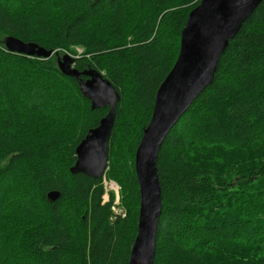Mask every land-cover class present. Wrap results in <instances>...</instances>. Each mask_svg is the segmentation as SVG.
I'll return each mask as SVG.
<instances>
[{
  "label": "trees",
  "instance_id": "1",
  "mask_svg": "<svg viewBox=\"0 0 264 264\" xmlns=\"http://www.w3.org/2000/svg\"><path fill=\"white\" fill-rule=\"evenodd\" d=\"M199 1L0 0V264H128L140 203L135 150ZM10 39L52 56L18 54ZM65 54L120 97L100 179L70 173L77 145L108 109L91 110L61 74ZM156 166L153 264H264V0ZM104 179L118 184L123 217L111 211L113 194L103 203ZM50 192L59 198L49 202Z\"/></svg>",
  "mask_w": 264,
  "mask_h": 264
},
{
  "label": "water",
  "instance_id": "2",
  "mask_svg": "<svg viewBox=\"0 0 264 264\" xmlns=\"http://www.w3.org/2000/svg\"><path fill=\"white\" fill-rule=\"evenodd\" d=\"M261 1L200 0L190 11L180 34L176 61L156 92L150 121L135 150L134 171L140 203L137 232L128 264L154 263L157 227L162 212L156 163L166 137L194 100L211 84L228 42ZM6 46L28 57L46 59L52 56V52L34 43L10 39ZM74 61L75 58L68 54L59 57L57 66L61 74L76 80L80 93L90 102L91 110L107 108L108 111L98 126L90 129L77 145L76 162L70 173L100 179L108 166V141L120 97L100 72L95 69L78 72L73 68ZM58 198L57 192L47 194L49 202Z\"/></svg>",
  "mask_w": 264,
  "mask_h": 264
},
{
  "label": "rangeland",
  "instance_id": "3",
  "mask_svg": "<svg viewBox=\"0 0 264 264\" xmlns=\"http://www.w3.org/2000/svg\"><path fill=\"white\" fill-rule=\"evenodd\" d=\"M77 51H78L79 54L82 52L81 49H78ZM62 56H60V57H62ZM103 186H104V195L107 198L106 200L109 199V195L110 194H113L114 199H115L113 204L115 203V205H116L114 210L118 214H125L124 209L120 206V195H119V186H118V184H116L113 181H105V180H103ZM115 190L117 191V193L115 192ZM105 202H107V201H105ZM118 216H121V215H118ZM239 242H241V239L239 240Z\"/></svg>",
  "mask_w": 264,
  "mask_h": 264
},
{
  "label": "built area",
  "instance_id": "4",
  "mask_svg": "<svg viewBox=\"0 0 264 264\" xmlns=\"http://www.w3.org/2000/svg\"><path fill=\"white\" fill-rule=\"evenodd\" d=\"M103 178V177H102ZM105 180V179H104ZM106 181V180H105ZM115 192L117 193V191L115 190ZM106 194V193H105ZM103 203H105V201H107L108 202V200H106L107 198H106V196L105 195H103ZM115 200V199H114ZM114 202V201H113ZM115 203L114 204H112V206H111V211L114 213V215L115 216H118V215H121V217H123L124 216V214H118L115 210H114V208H115Z\"/></svg>",
  "mask_w": 264,
  "mask_h": 264
}]
</instances>
